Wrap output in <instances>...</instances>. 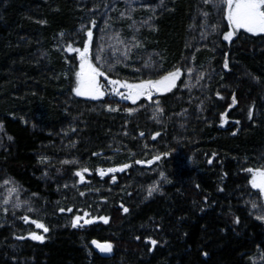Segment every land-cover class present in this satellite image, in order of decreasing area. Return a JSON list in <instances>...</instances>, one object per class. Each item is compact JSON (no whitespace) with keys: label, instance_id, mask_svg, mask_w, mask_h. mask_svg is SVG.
I'll use <instances>...</instances> for the list:
<instances>
[{"label":"trees","instance_id":"1","mask_svg":"<svg viewBox=\"0 0 264 264\" xmlns=\"http://www.w3.org/2000/svg\"><path fill=\"white\" fill-rule=\"evenodd\" d=\"M217 11L209 0H0V188L26 199L0 204V264H264V204L246 171L264 169V34L225 40ZM89 30V51L111 35L126 44L105 71L113 80L178 69L175 86L136 103L75 95L80 60L67 49L83 50ZM85 211L94 222L73 227Z\"/></svg>","mask_w":264,"mask_h":264},{"label":"snow or ice","instance_id":"2","mask_svg":"<svg viewBox=\"0 0 264 264\" xmlns=\"http://www.w3.org/2000/svg\"><path fill=\"white\" fill-rule=\"evenodd\" d=\"M221 3L226 5L227 7V20L229 22L232 31H229L224 35L225 40H230V38L239 31L243 29L248 33H252L254 35L264 34V0H220ZM93 25L95 22L93 21ZM88 37V41H86L83 50L80 48H72L70 45L68 47L69 52H76L79 55L80 65L79 71L76 73V86L74 88V92L77 96H84L93 100L100 99L104 96L105 91L104 86L99 83L98 78L104 76V72L100 71L96 66L93 65L89 56V44L91 43L93 33L92 31H87L86 33ZM225 67L227 68V62H225ZM181 75L180 71L177 69L176 71L170 72L167 75H164L161 79L158 80H146L139 84H129L127 82H121L119 80H110L109 84L112 86V94L120 96L121 99H126L132 101V103H136V100L144 96L147 99L151 100L153 93H164L166 91H170L176 83V80ZM107 79V77H105ZM120 88L127 89V92L121 93L119 91ZM155 103L159 105V100H156ZM236 101L233 97V106ZM117 109H109V111H115ZM131 111V110H129ZM158 112H162V109L157 108ZM227 113L222 115V119H225L226 122ZM2 128V126H0ZM143 135V133H141ZM159 135V134H157ZM155 139L156 137H152ZM11 139V137H9ZM156 159H160V157H156ZM211 162V161H209ZM65 164L72 163L71 161H64ZM137 164H142L143 162L140 160L136 161ZM151 163V162H149ZM130 165H124L121 168H110L107 170H100V175L104 176L107 173H113L118 171H124ZM83 171H87L84 169ZM247 172L252 173L251 184L253 188L259 189L261 194H264V170H253L252 168L246 169ZM77 176L81 178V182H83L84 177L82 172H77ZM163 178V177H162ZM113 181H115V177H113ZM5 184L9 183V181H4ZM158 190V185L155 187H151L148 189V195L151 196L153 192ZM13 192L16 189H12ZM83 195V193H81ZM4 204H8L9 200H4ZM14 207L19 208L20 205L17 203ZM32 211L31 208L28 209ZM64 211V209H61ZM67 211L71 212L72 209L69 208ZM124 211L127 212V209L124 208ZM89 216L88 212H84V216H75L73 218V227H83L84 224H89L94 222L93 219H84V217ZM260 218V217H258ZM22 219L25 223L35 224L36 228L43 229V232H48V228L43 224L39 223L35 220H29L28 216H23ZM104 223H107V218L101 217ZM83 220L84 224H81L80 221ZM238 222V221H237ZM31 239L39 240L43 242L44 237L42 235H38L35 232L31 233ZM96 244V246L102 252H111L112 246L110 244L99 245L96 241L92 242ZM156 242L152 241L154 245Z\"/></svg>","mask_w":264,"mask_h":264},{"label":"rangeland","instance_id":"3","mask_svg":"<svg viewBox=\"0 0 264 264\" xmlns=\"http://www.w3.org/2000/svg\"><path fill=\"white\" fill-rule=\"evenodd\" d=\"M209 1L212 2L217 7L219 25H220L221 28H223L226 25V20H225L226 16H227V7H226V5L221 3L220 0H209ZM242 31L246 32L243 29H240L237 32H242ZM105 40H106V44L104 42ZM105 40L103 39L101 41V43H98V46H96L93 51H89V53L95 59V64L91 60L93 65L96 66L100 71L104 72V74H105L104 76H101V77L98 78L99 83L104 86V89H107V91H105L104 96L102 98H104L107 94L112 93V86L109 84V81L113 80V79L111 77H109L105 71L109 70V68L111 67V65H112L114 60L117 61L118 59H122L125 56L126 52H127L126 44L121 42L118 38H115V36L111 35V36L107 37ZM90 45H91V43L89 44V46ZM104 46H106V49L104 48ZM104 51L106 53L105 57L102 55V53ZM143 70H144L145 76H147V77H150L152 75V73L154 72L151 68L149 69V67H147V66H144ZM179 71L181 73V70H179ZM185 71L187 73L186 74L187 76H186V79H185V86L186 87L196 86V85H198L200 83L201 74L198 73V71L195 68H193L189 64H187ZM105 77H107V79H105ZM162 77H160L158 79H161ZM101 78H103L104 80H101ZM158 79H150V80H158ZM177 80H176V82H177ZM123 82H127V81H122V83ZM127 83H129V84H139L141 82H137V83L127 82ZM119 91L121 93H125V92H127V89L120 88ZM74 94H75V92H74ZM157 94H159V93H155L154 92L151 99H153L155 97V95H157ZM80 97H83V98H86V99H90V98H87V97H84V96H80ZM142 97H144V96L139 97L136 101H138ZM147 100H149V99H147ZM138 108L139 107L133 108V111H136ZM260 170H264V169H260ZM251 180H252V173H251L250 180H249V184L252 187ZM0 189H1L0 190V204H3L5 206L8 205V206L14 207V205L18 203L20 205V207H22V208L24 207L26 199L23 197L22 192L17 187H15V186H13L11 184H3ZM12 189H16V191L13 192ZM253 189L257 190L258 192H260L259 189H257V188H253ZM261 199H262V202L264 204V194H261ZM4 200H9V203L8 204H4L3 203ZM259 216H260V218L264 219V210H261L259 212ZM96 242L99 245L110 244L112 246L111 252H102L96 246V244H93V246L98 251H100L103 254H106V255L112 254L113 245L111 243L98 242V241H96Z\"/></svg>","mask_w":264,"mask_h":264}]
</instances>
